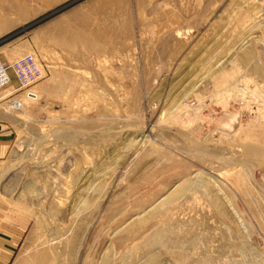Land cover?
Instances as JSON below:
<instances>
[{"label":"rangeland","instance_id":"374dc122","mask_svg":"<svg viewBox=\"0 0 264 264\" xmlns=\"http://www.w3.org/2000/svg\"><path fill=\"white\" fill-rule=\"evenodd\" d=\"M0 65V264H264V0H0Z\"/></svg>","mask_w":264,"mask_h":264},{"label":"built area","instance_id":"2783aa9c","mask_svg":"<svg viewBox=\"0 0 264 264\" xmlns=\"http://www.w3.org/2000/svg\"><path fill=\"white\" fill-rule=\"evenodd\" d=\"M22 63H24L27 67H32V66L36 67V64L32 58H30V59L27 58V59L23 60ZM32 80H35L34 74H31V76H28V75L23 76V82L24 83H29ZM8 81H9V77L7 74V70L3 66L0 65V88L3 87L4 85H6L8 83Z\"/></svg>","mask_w":264,"mask_h":264}]
</instances>
